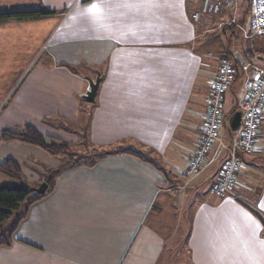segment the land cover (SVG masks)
I'll list each match as a JSON object with an SVG mask.
<instances>
[{"label": "crops", "instance_id": "1", "mask_svg": "<svg viewBox=\"0 0 264 264\" xmlns=\"http://www.w3.org/2000/svg\"><path fill=\"white\" fill-rule=\"evenodd\" d=\"M93 3L102 16L86 11ZM32 7L58 12L13 25L35 33L25 56H17L18 74L0 79V129L29 122L53 134L45 121L50 115L73 120L81 113L92 145L120 151H99L93 166L59 173L53 188L28 207L10 244L0 246V264L180 263L181 251L168 247L175 233L161 221L179 194L188 204L185 264H264V114L255 150L241 154L232 194L210 190L227 158V125L241 107L247 72L264 67L248 0H36ZM222 56L235 68L227 91L241 86L242 97L225 110V93L224 135L205 163L183 178L177 173L198 143ZM59 62L84 69L71 71ZM97 76L94 102H86L89 79ZM65 126L61 130L77 138ZM7 158L21 164L22 179L16 180L34 188L60 156L2 141L0 162ZM16 180L0 172V184Z\"/></svg>", "mask_w": 264, "mask_h": 264}, {"label": "built area", "instance_id": "2", "mask_svg": "<svg viewBox=\"0 0 264 264\" xmlns=\"http://www.w3.org/2000/svg\"><path fill=\"white\" fill-rule=\"evenodd\" d=\"M248 3L252 12V29L262 37L264 45V0H248ZM242 68L247 71L249 66L245 65ZM234 76L233 62L229 57L222 56L211 83L201 134L181 172L182 176L195 173L205 163L208 151L217 140L222 123L224 95ZM243 85L245 93L240 107V121L233 129L232 139L227 147V158L220 176L210 187L211 192L218 196L232 194L241 167V154L250 153L256 148L259 122L264 114V67L251 66Z\"/></svg>", "mask_w": 264, "mask_h": 264}, {"label": "rangeland", "instance_id": "3", "mask_svg": "<svg viewBox=\"0 0 264 264\" xmlns=\"http://www.w3.org/2000/svg\"><path fill=\"white\" fill-rule=\"evenodd\" d=\"M34 1L36 2V0H0V11H10V10H16V9H31V8H33L32 4H34ZM57 12L58 11H55V13H57ZM17 23H23V21H14L13 20L11 22V20H10V21H7L5 23L0 24V42L4 43L3 48H0V79H3V80L6 79L5 77H7V78L12 77L13 73H16L19 70L20 65L17 62V59L19 57H17V56H19L21 54V52H24L26 50V46L29 45V43H30L29 42L30 38H33L34 33H35L33 31L31 34H27V33L20 32V31H14L15 27L13 28V25H16ZM253 32H254V30H253ZM30 36H32V37H30ZM41 48L38 51L39 52L38 55L40 54V51L42 49L45 50L44 47L42 49ZM21 55H22V57L25 56L24 54H21ZM39 61H41V60H39ZM58 65L59 66H65L68 69H70L71 71L75 70V71L81 72V70L84 69V67L79 68V67H76L74 65H73L74 66L73 67L72 65H69L66 63H61V62H59ZM88 68L91 69V67H88ZM93 70L94 69L92 68L91 72H93ZM16 74H18V73H16ZM239 80L240 79H238V82L240 85ZM6 81H8V79L5 80V82ZM0 82L3 83V81H0ZM3 86L0 84V87H3ZM88 90H89V88H88ZM241 97H242V87L241 86H239L237 89H229L225 95L224 109L229 110L233 105H236L238 103V101L240 100ZM80 99H82V98H80ZM70 118L71 117H69V116L64 117L61 114L60 115L59 114H53V115H50L47 119H45V121L47 123H50L49 124V125H51L50 130L53 134H45L44 132H42L41 130H39L35 126L37 128V130L42 135H47V136L59 138L63 142L68 144L69 146H67V149H66L67 153L52 154V153L47 152L43 148H41V147L40 148L43 149L45 152H47L50 155L60 156L59 162L55 166H58L59 163L64 159L65 160L68 159L71 161H75L76 159H78L75 164H73L72 166H69V167H73L76 165H85V166H89V167L93 166L98 160V157H96L98 152L101 151L102 149L100 150V148L92 145L91 142L89 141V138H87L88 136L85 138V136L87 134L83 133V129L81 127L82 126V114L81 113H76L75 119H73V120H71ZM79 122H81V123H79ZM27 123L33 125L32 123H29V122H27ZM65 125H67V126H65ZM60 126H65L66 128H69V130H71V131L76 130L79 135H77V138H76V136H74V134H70V133L65 134L61 130ZM199 130H200V128H199ZM224 132L225 131L223 128L221 130H219V134H218L219 137L224 135L223 134ZM72 138L74 140H71ZM223 139L227 140V138H223ZM216 142H217V140L213 144H215ZM22 143H25V142H22ZM27 144H30V143H27ZM32 145H34V144H32ZM93 162H94V164L90 165ZM154 162L158 166H161L162 168H166L167 170H169L170 165H167L165 162L161 161L160 159H154ZM20 166H21V164H20ZM55 166H53V167H55ZM44 171H43V173H44ZM177 174L183 178H188L192 175V174H190V175L184 177V176H181L179 173H177ZM12 179H14V178H12ZM14 180H16V179H14ZM17 182H19V181H17ZM42 182H45V181L43 180ZM18 184H21V183L19 182ZM8 186H14V185H8ZM193 196H194V194L190 193V196L188 199L192 200ZM181 198L184 199L183 194L177 195V200L174 203H172L170 207L165 209V212L163 213V216L161 217L162 224L169 229L167 231L168 232L171 231V233L173 231V233H175L174 237H170L171 239H169L170 241H168V247H172V248L175 247L177 253L179 252V250L181 251V255H180L181 261H180V263H178L176 261L175 264H185V256H186L185 239H186V234H187V230H188V224H187V220H188L187 217H189L188 211H187L188 210V208H187L188 204H187L186 200L182 201ZM185 209H186V212H185V215L183 216ZM179 214H181L180 215L181 218L183 217V219L181 220L182 222H179V217H178ZM14 219H15V216L9 218V220H7L4 224H1L0 231L4 230V229H6V230L9 229L10 226L12 225ZM176 230H177V233H176ZM171 233L169 234L170 236H171ZM172 245H175V246H172Z\"/></svg>", "mask_w": 264, "mask_h": 264}, {"label": "trees", "instance_id": "4", "mask_svg": "<svg viewBox=\"0 0 264 264\" xmlns=\"http://www.w3.org/2000/svg\"><path fill=\"white\" fill-rule=\"evenodd\" d=\"M54 13L55 11L48 10L45 8L0 11V24L10 20H35ZM237 109L240 108L233 109L231 114H233V112ZM227 129L229 133H233V130L230 128V125H227ZM86 137L87 135L85 136V138ZM2 141H18L34 144L52 154L67 153L66 149L67 146H69L59 138L42 135L35 126L28 123L21 125L18 129H1L0 142ZM119 151L120 150H101L100 155ZM125 151H127V149H125ZM64 160H62L58 166L49 167L45 170L43 180L46 182L47 188L45 192L39 196L30 197V194L32 193V188L25 187L22 184L14 186L0 184V226L1 224H4L7 220H9V218L15 216V219L10 228L7 230L4 229L0 231V246H7L10 244L12 240V233L16 228L17 223L25 217L28 207L38 199L42 198L48 191H50L54 186L56 176L61 173L64 169L75 164L78 159H76L75 161H71L68 159L65 161ZM93 164L94 162L90 165ZM0 172H3L17 180L22 179L20 163L13 158H7L3 162H0Z\"/></svg>", "mask_w": 264, "mask_h": 264}, {"label": "water", "instance_id": "5", "mask_svg": "<svg viewBox=\"0 0 264 264\" xmlns=\"http://www.w3.org/2000/svg\"><path fill=\"white\" fill-rule=\"evenodd\" d=\"M101 76H97L95 80L89 79V90L87 91L84 99L86 102H94L95 95L99 86ZM241 111L235 110L230 119V128L235 129L240 121ZM47 188L46 182H41L37 187L32 188V193L30 197H35L43 194Z\"/></svg>", "mask_w": 264, "mask_h": 264}, {"label": "snow or ice", "instance_id": "6", "mask_svg": "<svg viewBox=\"0 0 264 264\" xmlns=\"http://www.w3.org/2000/svg\"><path fill=\"white\" fill-rule=\"evenodd\" d=\"M87 12H89L90 14L94 15V16H102V9L95 3H93L92 5H90L89 9L86 10ZM262 207H264V205H262Z\"/></svg>", "mask_w": 264, "mask_h": 264}]
</instances>
